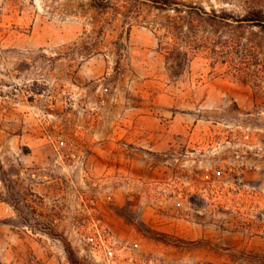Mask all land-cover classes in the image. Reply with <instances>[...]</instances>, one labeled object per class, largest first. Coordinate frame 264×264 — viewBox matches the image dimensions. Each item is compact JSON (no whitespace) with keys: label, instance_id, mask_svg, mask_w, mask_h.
<instances>
[{"label":"rangeland","instance_id":"374dc122","mask_svg":"<svg viewBox=\"0 0 264 264\" xmlns=\"http://www.w3.org/2000/svg\"><path fill=\"white\" fill-rule=\"evenodd\" d=\"M249 3L0 0V264H264Z\"/></svg>","mask_w":264,"mask_h":264},{"label":"trees","instance_id":"16d2710c","mask_svg":"<svg viewBox=\"0 0 264 264\" xmlns=\"http://www.w3.org/2000/svg\"><path fill=\"white\" fill-rule=\"evenodd\" d=\"M245 11L246 14L241 17V19H238V21H245L250 24H253L255 26H258L262 29H264V7L255 5V3H249L248 5H245ZM204 14H207V12H204ZM31 194H33L31 192ZM14 203H16V199H14ZM16 210V204L13 205ZM51 231H45L44 232L52 237H55L57 239H60L63 243L65 252L67 254V258L70 264H82L81 261L78 258L77 252L72 246V244L64 238L60 233H58L54 228L50 229Z\"/></svg>","mask_w":264,"mask_h":264},{"label":"built area","instance_id":"2783aa9c","mask_svg":"<svg viewBox=\"0 0 264 264\" xmlns=\"http://www.w3.org/2000/svg\"><path fill=\"white\" fill-rule=\"evenodd\" d=\"M108 256H109V257H113V252H112V251H109V252H108Z\"/></svg>","mask_w":264,"mask_h":264}]
</instances>
